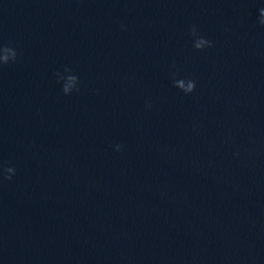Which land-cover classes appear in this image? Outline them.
Masks as SVG:
<instances>
[{
  "label": "water",
  "instance_id": "water-1",
  "mask_svg": "<svg viewBox=\"0 0 264 264\" xmlns=\"http://www.w3.org/2000/svg\"><path fill=\"white\" fill-rule=\"evenodd\" d=\"M261 8L0 0V264H264Z\"/></svg>",
  "mask_w": 264,
  "mask_h": 264
},
{
  "label": "clouds",
  "instance_id": "clouds-1",
  "mask_svg": "<svg viewBox=\"0 0 264 264\" xmlns=\"http://www.w3.org/2000/svg\"><path fill=\"white\" fill-rule=\"evenodd\" d=\"M259 24L261 26H264V8L259 9ZM190 33L192 36L196 37L197 36V32L195 27H192L190 30ZM194 48L197 50L203 49L204 47H212V42L208 41L202 37H197V39L194 42ZM0 50H3L6 53H9V55H4L2 57H0V63H7L9 60H15L16 58V52L9 47H4ZM65 71H68V69H65ZM69 80H75L77 81V77L72 76L69 77ZM77 84V83H76ZM174 87L179 88L180 90H182L185 94L191 93L193 92V90L195 89L196 85L195 82L192 81L191 79L185 81L184 79H175L174 77ZM73 90V89H72ZM71 90V91H72ZM77 91L79 90L78 88L76 89ZM62 91L64 92L65 95L69 94L71 91L69 90V85L64 83L63 87H62ZM121 148L120 145L116 146V150L119 151ZM4 173H6V175L4 176V179H8L10 180L12 178V176L15 174V169L8 167L4 169Z\"/></svg>",
  "mask_w": 264,
  "mask_h": 264
}]
</instances>
